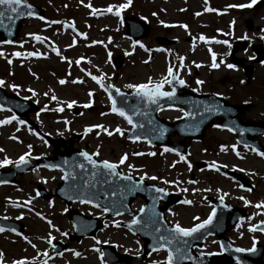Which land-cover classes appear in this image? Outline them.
<instances>
[{"label": "rangeland", "instance_id": "374dc122", "mask_svg": "<svg viewBox=\"0 0 264 264\" xmlns=\"http://www.w3.org/2000/svg\"><path fill=\"white\" fill-rule=\"evenodd\" d=\"M28 1L44 9L43 19L36 16L24 19L14 43L0 41V53H3L0 55V79L6 82L3 88L7 93L36 102L38 110L31 111L28 117H18L25 124L18 120L0 124V161L5 158L17 161L25 153H29L26 159L32 161L37 157H52L54 149L64 150L54 140L63 139L75 149H84L90 154L98 152L97 158L118 164L126 173L132 172L149 183L180 193L182 201H191V204L181 201L166 212L172 225L179 223L181 227L191 228L201 223L213 209L208 197L223 196L233 206L248 212L226 233L227 238L244 249L251 248L254 239L256 244L264 245L263 233L249 231L251 226L264 220V209L255 207L264 203V157L251 148L241 147L232 132L220 127L208 129L203 142L193 144L185 160L180 159L182 155L153 147L144 140H129L124 131L131 129V125L111 111L109 93L91 78L101 77L105 84L130 92L133 89L125 85L147 83L149 78L153 83L159 82L167 76L169 67H177L179 77L187 83L196 86L197 80L203 81L204 90L219 93L234 103H251L245 117L264 121V0L243 8L232 6L247 5L250 0H207V3L205 0H132L128 8L121 10L120 17L105 9L126 0ZM89 4L91 7H86ZM206 7L214 11H205ZM125 16L143 19L151 28L149 34L139 40L130 38L126 34ZM29 34L39 35L43 42ZM201 36L205 39L201 40ZM161 37L177 42L160 44L158 39ZM236 40L256 46L259 61L249 47L236 54L244 64L232 63L229 51ZM134 41L139 43L133 45ZM140 43L145 47L141 48ZM17 52L23 55H13ZM29 52L42 55L28 56ZM213 53L218 68L211 67ZM116 56L124 60L118 69L114 63ZM180 57L184 58L182 67ZM228 64L235 67L228 68ZM250 64L253 68L248 76L244 67ZM61 79L66 82L60 84ZM10 85L18 88L13 90ZM164 88L170 87L165 84ZM53 95L56 100L51 99ZM73 101L75 103L68 108L67 104ZM85 104L89 106L84 107ZM57 108L63 110L57 111ZM13 114L3 107L0 120ZM180 115L181 111L177 109L161 111V116L168 120ZM95 125H102L113 134L109 136ZM35 126L52 140L46 141ZM88 128L91 131L86 132ZM117 128L122 134L115 131ZM258 140L264 143V137ZM233 145L236 151H233ZM222 146H227L226 150L222 151ZM125 154L127 159L120 164L119 160ZM193 161L198 163L197 167ZM216 164L239 171L250 181L252 188L217 171ZM14 165L0 166V169H11ZM62 176V171L57 168L40 167L17 175L14 183L0 185V216L19 220L25 225L21 233L6 229L0 232L3 264H13L17 260L34 264H106L100 255L105 241L119 251L131 254L132 264H163L166 261L168 254L164 250L149 254L144 261L138 259L143 240L116 225L122 220H132L133 216L109 217L103 208L80 202L71 207L87 216L98 217L102 226L95 236L77 242L72 236L75 230L66 203L57 196L47 200L38 195L40 188L53 193ZM143 204L144 200L137 198L133 210L139 211ZM50 238L51 244L48 243ZM56 241L67 245L65 251L53 257L44 255L53 249ZM202 251L221 252L218 238H209Z\"/></svg>", "mask_w": 264, "mask_h": 264}, {"label": "water", "instance_id": "95a60500", "mask_svg": "<svg viewBox=\"0 0 264 264\" xmlns=\"http://www.w3.org/2000/svg\"><path fill=\"white\" fill-rule=\"evenodd\" d=\"M26 3L31 5V8H22L21 11L27 13L30 10L34 13L33 16L41 17L43 15V9L32 5L27 0ZM0 11L6 12L4 24L7 25V27H0V39L6 42H13L18 36L22 21L31 16L23 15L15 18L14 21H9L7 15L15 14L7 12L4 6H0ZM126 26L127 34L134 39L144 38L150 32V27L139 18H126ZM158 41L161 44L175 42L163 38H159ZM242 46L246 48L247 43H243ZM122 64L123 58L116 56V68H120ZM250 69L248 67L247 71L249 72ZM174 73L178 80L177 72L174 71ZM171 86L175 88V95L172 97H156V103H152L147 98L137 97L134 91L127 93L120 90V93L123 95H117V88H106L112 95V98L116 100L117 106L123 108L127 115L132 117L135 127L131 124L132 128L125 131L128 139L137 140L143 138L152 145L182 153L186 150L185 142L181 140L173 141L172 137L183 136L199 140L211 121L222 118L223 123L221 126L228 129L231 128V131L237 135L239 143L263 150L262 145L255 138L264 134V123L256 120H242V114L247 110V105L233 104L216 95L181 94L178 91L179 89H183L184 85H180L176 81ZM0 104L5 108L15 111L17 116H28L31 111L38 110L35 102L11 95L2 87H0ZM166 107L182 108L186 111L187 115L173 122L168 121L159 116V111ZM209 108L212 110H206ZM36 130L39 132L37 127ZM40 134L43 135L42 133ZM43 136L48 141L51 139L47 135ZM56 143L63 145L65 150L54 149L52 157L45 156L38 157L34 161L28 160L29 162L26 165H14L10 170L0 169V184L14 182L17 174H23L39 166L59 168L64 172V176L56 192L59 197L67 202L69 208L73 202L86 199L92 201L90 204L109 209L107 213L110 216H118L117 212L120 213L119 215L133 214V202L138 196H141L146 203L142 207L144 211H139L135 216L140 223L132 225L131 222H120L119 225L128 227L144 240V253L140 256V259L144 260L153 251L154 247H158L156 244L158 237L160 235L167 236L169 231L174 227L168 224L164 212L170 206L180 202L181 196L171 193L161 186L150 184L145 179L137 178L132 173L125 174L118 165L116 172L120 175H112L109 170L102 168L99 170L94 169L80 155V153L86 152L85 150L75 149L67 145L62 139L57 140ZM92 158L98 164L103 162L94 155H92ZM80 164H83L84 168H80ZM224 171L239 179L244 185H247V181L237 172L231 170ZM94 172L96 173L95 176H93ZM124 176H131L132 179L124 180ZM157 188L164 189V192H156L155 189ZM39 191L43 197L47 196L44 190L39 189ZM211 200L216 208V216L213 218L212 224L207 225L198 233H194L192 237L177 236L172 245H166V249L161 250L168 251L170 249L173 251V264H233L238 260L242 261L243 264H264V245H256V252L254 253H237L234 249L240 247L234 245L225 235L227 231L237 225L246 215V212L233 208L231 205L225 203L224 199L223 202L220 199L211 198ZM161 202L163 203L162 205ZM229 214L232 215L231 218H228ZM70 218L75 226L76 232L74 238L78 241L82 237L94 236L102 226L98 218L87 217L75 210H70ZM0 225L17 231L23 229L22 225L3 218H0ZM156 228H159L160 232H156ZM260 228H264V225L259 224L258 230ZM262 232L264 233V231ZM214 236L219 238L220 245H230V247L226 248L222 253L212 256H202L200 251H195V248L202 249L206 240ZM177 248L180 249L179 252L176 251ZM64 249L65 245L58 243L56 250L51 255ZM103 249L108 263L113 264L122 260L130 262L131 260V257L127 255L117 254L113 246L105 245ZM182 256L183 258H181Z\"/></svg>", "mask_w": 264, "mask_h": 264}, {"label": "snow or ice", "instance_id": "6c2138e0", "mask_svg": "<svg viewBox=\"0 0 264 264\" xmlns=\"http://www.w3.org/2000/svg\"><path fill=\"white\" fill-rule=\"evenodd\" d=\"M205 2L207 3V0H205ZM131 3H132V0H126L125 3H121L118 6L110 5L107 9H105V11L109 12V13H112V14H114L117 17H120L121 10L128 8L131 5ZM256 3H257V0H250V3L247 4V5H233L232 7H241V8H243V7H252ZM0 6H4L6 8L7 12L15 14V15H7V19L9 21H14L15 18L23 16V15H27V16H33L34 15V13L32 11H30V10L27 13H24L23 11H21L22 8H29V9L31 8V5L27 4L26 0H0ZM86 7H91V5L90 4L86 5ZM114 8H115V11L113 12ZM93 11L95 12V11H99V10L93 9ZM205 11H214V9L206 7ZM153 15H155V13H153ZM197 15H199V13H197ZM5 16H6V12L5 11H0V27H7V25L4 24ZM40 19H43V17H40ZM181 27H185L186 28L185 25H181ZM29 35H34V34H29ZM34 38L37 41L43 42L42 38L39 35H34ZM200 39L204 40L205 38L203 36H201ZM216 42L217 43H224V44L228 43L227 41H216ZM8 43H11V41H8ZM137 43H139V42L138 41H134L133 45H135ZM139 46L141 48L145 47L142 43H140ZM145 50L147 51V49H145ZM57 54L59 55L58 51H57ZM126 54H128V53H126ZM0 55H3V53H0ZM13 55L19 57V56H21L23 54L17 52V53H14ZM27 55L28 56H40L42 54L38 53V52H29V53H27ZM179 59L181 61V67H182L184 58L180 57ZM212 61L213 62L211 64V67L212 68H218L219 64L216 63V55L214 53L212 54ZM8 63L9 64L12 63L11 59L8 60ZM77 63H79V61H77ZM220 63H223V60H221ZM196 66L200 67V65H196ZM227 67L228 68H234L235 65L228 64ZM89 75H91V74L89 73ZM169 77H171V79H169ZM91 78L98 85H100L102 88L111 87L110 85H105L104 82H103V79L101 77L91 76ZM174 81H176L180 85H184L185 84L184 80H182V79L177 80L176 79V74L174 73L173 68L169 67L167 69V76L162 78L159 82L153 83L151 78H149L147 83L127 84V85H125V87L129 88V89H133L134 92H135V95L137 97L147 98L152 103H156V97H172V96L175 95V88H173L172 91H162L161 90L164 87L165 84L172 85ZM65 82L66 81L63 80V79H61L59 81L60 84H64ZM77 82H79V81H77ZM5 83L6 82L4 80L0 79V87H3L5 85ZM196 83L199 85V84H202L203 81L197 80ZM10 87H12L13 90H16L18 88L17 85H10ZM28 91L32 92L33 95H36V93L32 89H28ZM116 94L117 95H123L122 93H120L119 89H116ZM89 96L90 97L92 96L91 92H89ZM51 99L52 100H56L57 98H56L55 95H53L51 97ZM109 99L111 100V111L113 113H117L121 117H124L128 121L129 124H133L132 117L127 115V113L125 112V110L123 108H120V107L117 106V102H116L115 99L112 98L111 94H109ZM73 103H75V102L73 101L71 103H68L67 107L71 108ZM88 106H89L88 104L84 105V107H88ZM0 110H3V106L2 105H0ZM56 110L57 111H62L63 109L62 108H57ZM206 110L211 111L212 109L209 108V109H206ZM185 115H187V113H185ZM17 120H18V117L15 114H13L9 118H6L4 120H0V124H7V123H11L12 121H17ZM18 122L20 124H25L26 123L23 120H18ZM94 127L101 128L103 131H106L109 136H111L113 134L112 132L107 131V129H104L102 125H95ZM133 127H135L134 124H133ZM228 130L231 131L232 129L229 128ZM85 131L86 132L87 131H91V128H88ZM115 131L117 133H121V130L119 128L115 129ZM30 147L31 146H29V148ZM226 147L227 146H222L221 150L222 151L226 150ZM232 149H233V151H236V146L233 145ZM0 151H2V149H0ZM165 151H172V149H165ZM251 151L256 152V154L260 155L261 157H264V152H257V150L255 148H251ZM98 154L99 153L97 152V153H94L93 155H98ZM148 154L149 155H154V153H148ZM177 154L179 155V153H177ZM80 155L83 156L84 159L87 161V163L91 164L94 169L99 170V169L102 168V169L109 170V172L112 175H120L118 172H116L117 164L110 163L107 160H104L101 164H98L97 161L92 158V155H89L86 152H82V153H80ZM237 155H239L238 152H237ZM27 156H29V153H25L24 155H21L18 158L17 161H12V160H10L8 158H5V159H3V161H0V166H5V165H8V164H13V163H15L17 166L26 165L29 162L26 159ZM126 159H127V154H125L123 157H121V159L119 160V163L123 164ZM180 159L181 160H185V157L184 156H180ZM212 166L215 167L214 164ZM79 167L80 168H84V165L80 164ZM129 167H131V166H129ZM189 167H191V165H189ZM218 170L219 169L217 168V171ZM95 175H96V173L94 172L93 176H95ZM123 179L124 180H131L132 178H131V176H124ZM141 179H143V177H141ZM149 179H156V177H149ZM190 183H195V181H190ZM248 190L251 191V189H248ZM155 191L158 192V193H161V192H164V189L157 188V189H155ZM185 191H186V189H185ZM194 191H198V190H194ZM69 199H71V197H69ZM241 199H243V198L241 197ZM220 200H221V202H223V196L220 197ZM80 202L81 203H91L92 201L91 200H86V199H81ZM182 203L191 204L192 202L187 200V199H185V200L182 201ZM245 203L247 204L249 202L245 201ZM255 207L264 209V203L257 204V205H255ZM108 210L109 209H107V208L104 209V211H108ZM140 211L143 212L144 209L141 208ZM119 214L120 213L117 212V215H119ZM215 216H216V208H213L211 214L208 216V218L206 220L202 221L201 223L196 224L195 226H193L191 228L181 227L179 225V223H177L169 231V234L167 236L160 235L158 237V239L156 240V244L158 245V247H154L153 251H159L161 249H166V245H172L173 242L176 240L177 236H179V237H192L194 233H198L201 229H204L207 225L212 224L213 218ZM194 219H198V218H194ZM139 223H140V221L138 219H136V218H133L132 221H131L132 225H137ZM260 223H261V225H264V221H261ZM117 226H118V224H117ZM256 230H258V226H251L249 228V231H256ZM259 230L264 231V228H260ZM3 231H5V229L3 227H0V232H3ZM155 231L156 232H160V229L156 228ZM25 239H27V238H25ZM48 243H50V244L52 243V239L51 238L48 240ZM97 243H100V241H97ZM105 243H107V242L105 241ZM185 243H186V241H185ZM255 245H256V242H255V239H254L253 240V246L251 248H248V249L235 248L234 251L237 252V253H244V252L254 253V252H256V246ZM33 247H35V245H33ZM228 247H230V245L225 246V245L221 244V252L225 251L226 248H228ZM97 251H99V250L97 249ZM176 251L179 252L180 249L177 248ZM44 255H48V254L44 253ZM76 255H80V254L76 253ZM100 255H101V258L103 260L104 253L101 252ZM201 255L202 256L203 255L212 256V255H216V253H211V252L203 253V252H201ZM181 258H183V256ZM173 260H174L173 251L168 249L167 258H166V261L163 262V264H173ZM0 264H3V253H0ZM13 264H27V262L25 260H17V261H14ZM154 264H161V262H154ZM237 264H243V262L238 260Z\"/></svg>", "mask_w": 264, "mask_h": 264}, {"label": "flooded vegetation", "instance_id": "af4514ba", "mask_svg": "<svg viewBox=\"0 0 264 264\" xmlns=\"http://www.w3.org/2000/svg\"><path fill=\"white\" fill-rule=\"evenodd\" d=\"M239 40H236L235 42H233L232 43V45L230 46V51H229V59H230V61H231V48L233 47V46H236V44H237V42H238ZM238 53V52H237ZM234 56H236V55H234ZM243 62V61H242ZM187 83V82H186ZM187 86H188V88L192 91V92H196V93H213V91H211V90H204V88L201 86V84H197L196 86H194V85H192V84H190L189 82L187 83ZM215 93V92H214ZM219 94V93H218ZM223 98H225V99H227L226 97H224L223 96ZM229 100V99H228ZM183 115V112L181 111V115L180 116H182ZM219 124H220V120H216L215 122H213V124H212V126L209 128V129H211V128H215V127H219ZM205 136H206V134H205ZM204 136V137H205ZM201 142V141H200ZM202 142H203V139H202ZM195 143H198V142H196V141H190L189 143H188V146H189V151H188V154L186 155V157H188L189 156V152H190V149L192 148V146H193V144H195ZM185 157V158H186ZM193 163H194V165L197 167L198 166V163H196V162H194L193 161ZM216 166H217V164H216Z\"/></svg>", "mask_w": 264, "mask_h": 264}]
</instances>
